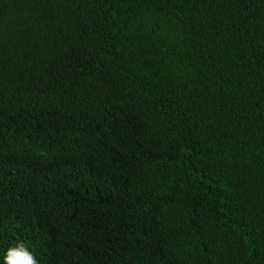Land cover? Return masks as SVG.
<instances>
[{
  "label": "trees",
  "instance_id": "trees-1",
  "mask_svg": "<svg viewBox=\"0 0 264 264\" xmlns=\"http://www.w3.org/2000/svg\"><path fill=\"white\" fill-rule=\"evenodd\" d=\"M264 264V0H0V264Z\"/></svg>",
  "mask_w": 264,
  "mask_h": 264
},
{
  "label": "clouds",
  "instance_id": "clouds-1",
  "mask_svg": "<svg viewBox=\"0 0 264 264\" xmlns=\"http://www.w3.org/2000/svg\"><path fill=\"white\" fill-rule=\"evenodd\" d=\"M3 264H39V262L23 242H18L14 247L7 249Z\"/></svg>",
  "mask_w": 264,
  "mask_h": 264
}]
</instances>
